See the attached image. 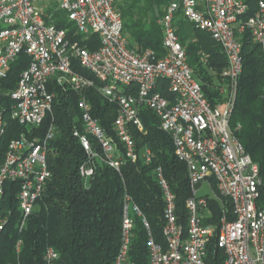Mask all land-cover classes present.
<instances>
[{"label":"built area","instance_id":"obj_1","mask_svg":"<svg viewBox=\"0 0 264 264\" xmlns=\"http://www.w3.org/2000/svg\"><path fill=\"white\" fill-rule=\"evenodd\" d=\"M38 1L0 0V80L8 76L11 63L22 52L30 57L16 87L7 94L12 101L10 118L28 127L40 126L53 112L52 80L79 91L85 131L76 129L74 135L87 154L79 168L81 177L86 180L94 174V159L100 156L90 136L100 144L102 158L120 171L123 159L115 155L118 143L104 132L84 94L98 80L102 82V95L118 106L114 127L127 158L137 162L142 157L147 164L152 161L151 149L139 153L130 133V125L144 131L140 112L146 108L158 116L160 127L171 136L177 158L188 169L192 193L186 202L187 224L178 220L175 194L158 167L165 200V244L155 240L146 216L126 195L114 264H136L129 255L135 216L142 218L148 231L149 264H210L206 255L213 238L224 252L222 264H264V176L231 125L244 68L243 34L248 32L264 51V0H257L254 7L247 0H172L159 20L164 56L152 49L138 51L129 46L115 0H56L52 11L38 7ZM56 10L66 12L75 34H96L100 46L91 50L81 40L70 38L68 28L52 21ZM178 12L196 28L208 32L226 54L227 66L219 87L226 99L219 106L211 105L187 60L174 25ZM75 64L88 74L77 70ZM6 115L0 99V136L6 131ZM54 128L51 122L42 136L30 138L22 132L11 140L0 166V235L9 222V213L2 209L7 182L19 184L16 199L21 211L20 231L44 193L51 177L48 157ZM205 182L221 203L216 222H210L213 197L199 194ZM45 258L52 264L58 254L49 247Z\"/></svg>","mask_w":264,"mask_h":264},{"label":"trees","instance_id":"obj_2","mask_svg":"<svg viewBox=\"0 0 264 264\" xmlns=\"http://www.w3.org/2000/svg\"><path fill=\"white\" fill-rule=\"evenodd\" d=\"M171 1L115 0L114 7L122 15L123 31L131 48L138 51L152 49L158 56L166 54L159 20ZM247 1L251 7L257 2ZM52 21L58 27L68 28L69 37L81 40L89 49L100 46L96 34H75V26L67 20L63 10L54 11ZM174 25L205 96L212 106L221 105L226 99V94L219 88L221 73L227 66L224 50L208 32L196 28L181 12L175 16ZM241 40L244 68L237 84L231 125L236 128L237 138L264 176V51L248 32ZM29 63V55L22 52L11 63L8 76L0 80V99L7 110L6 131L0 136V166L12 139L22 132L30 138L42 136L53 122L55 136L48 157L51 177L21 231V211L16 199L19 184L6 183L2 209L9 213V222L0 235V264H48L45 254L49 247L58 254L52 264H114L121 241L126 195L146 216L155 240L165 244V200L157 168H162L175 194L177 217L184 225L188 219L186 202L192 191L187 166L177 158L171 136L160 127L158 116L145 108L140 112L144 131L130 125L138 152L150 148L153 155L148 164L142 157L132 162L126 157L124 145L116 136L114 122L118 106L102 95V82L95 80V84L84 94L91 105V113L99 120L104 132L117 141L115 155L122 157L123 162L120 171L109 165L102 158L100 144L90 136L93 148L100 156L94 159V174L85 180L79 168L87 159V154L80 139L74 135L76 129L85 131L79 108L81 92L63 88L52 80L50 90L55 94L53 112L38 127L21 125L8 114L12 101L7 94L16 87L21 72ZM75 67L88 74L77 64ZM166 96L171 97L167 93ZM210 202L214 213L210 222H216L222 212L221 203L214 197ZM147 240L148 231L142 218L135 216L129 255L136 264H149ZM224 259V252L213 238L208 245L206 261L222 264Z\"/></svg>","mask_w":264,"mask_h":264},{"label":"rangeland","instance_id":"obj_3","mask_svg":"<svg viewBox=\"0 0 264 264\" xmlns=\"http://www.w3.org/2000/svg\"><path fill=\"white\" fill-rule=\"evenodd\" d=\"M36 5L38 7H43V9L45 11H47V10L52 11L56 7V0H39L38 2H36ZM65 14H66V12H65ZM119 87L122 89L123 86L119 85ZM222 107H223V105L221 106V108ZM199 194L200 195H210L211 197H214L215 191L207 182H205L202 185V187L200 188Z\"/></svg>","mask_w":264,"mask_h":264}]
</instances>
